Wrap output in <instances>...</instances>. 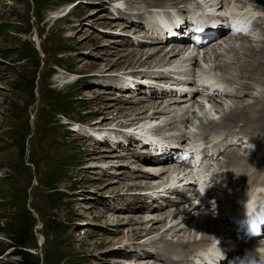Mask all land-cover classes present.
<instances>
[{
	"label": "rangeland",
	"instance_id": "1",
	"mask_svg": "<svg viewBox=\"0 0 264 264\" xmlns=\"http://www.w3.org/2000/svg\"><path fill=\"white\" fill-rule=\"evenodd\" d=\"M49 1L50 4H45L44 0H39V6H36L33 0H0V264H16L20 261L19 257L13 256L15 250L5 234L7 225L18 217L32 225L31 241L36 248L30 250V264H173L171 261L166 262L169 254L160 253L162 246L182 253L183 261L179 264H184L187 257L193 260L194 254H203L207 248L218 246V241L212 246L210 243L203 246L198 241L205 230L213 236L212 239L227 230L225 223L217 218L221 211L229 210V207L217 204L220 192L213 194L216 198L210 197L213 200L205 195L201 197L210 206L200 209L187 225L183 223L175 230L169 229L180 217L170 223L169 220L168 223L149 222L151 219L145 218L147 215H153L152 219L159 220L162 215L158 214H164V210L184 204L175 203L174 199L180 200L183 197L189 201L185 208L190 205L193 207L196 202L195 188L193 185L186 186V191L181 194L167 191L169 195L162 194L163 199H159L154 205L153 201L159 194L140 187L139 183L144 180L141 177L149 172H144L147 169L145 165L136 164L132 155V152L139 155L142 153L147 158H150V153L151 156L156 155L150 147L155 140L162 142L165 151H168L166 143L174 144L175 150L191 149L197 154L199 170L206 171L207 177H211L212 173L213 176L218 175L217 181L208 185H216L223 196H230L232 208L236 205L240 207L249 199H256L260 189L264 190L261 184H248L244 186L243 196L236 195L237 182L230 174L240 162H229L223 150L228 145L220 146L227 132L237 134V137L244 140L241 139L236 144L235 138L229 148L236 149L243 161L254 163L258 157H264V131L257 142L251 141L250 136L244 135L238 126L233 131L220 129L211 135L202 133L201 122L207 115L198 120L195 116L198 108L194 102L202 103L207 111L211 110L213 102L221 104L223 111H228L236 105L235 99L215 97V100L207 101L201 94L195 93L194 83L183 87L188 92L175 84L179 76H184V80L187 78L186 74H180L181 71L188 73L189 80H192L193 76L200 77L202 71L207 72L208 68L214 70V61L207 62L215 59L213 52L210 53V58L203 59L202 56L195 61V65L198 64L200 68L193 63L186 64L188 69H173L169 78L162 79L160 73H164L165 69L160 65L138 68V65L132 67L125 64L127 53L152 46L166 47L160 44L158 29L151 23H158V16L161 14L168 21L166 15L169 11L179 16L185 15L188 10L182 8H192L195 0H179L177 4L181 2V10L168 4L147 7L140 4V1L134 3L133 0ZM242 2L241 0V6L244 5ZM252 4L262 7L261 3L247 0L246 9L251 10ZM126 11L128 14L132 13L131 16L142 14L141 20L128 19L142 22L143 27L140 28L143 30L135 31L138 24L128 23L129 20L124 16ZM253 15L256 17L258 13ZM125 25L128 27L124 28ZM260 32L257 29V34H253L254 39L246 44L249 48L254 47L256 53L261 47L257 43L262 37ZM236 43L240 45L243 42ZM223 49L215 51L223 54ZM209 50L211 48L203 52ZM186 56H182L180 62ZM24 57L26 59H21ZM228 57L230 60L226 57L218 59L221 60L219 63L228 62L232 66L235 59H244V56L233 60L232 56ZM57 58L62 60L64 68L53 67ZM219 72L215 71L217 75ZM251 84L255 87V91H249L253 97L264 92L263 86L253 81ZM189 87H194L195 90L190 92ZM162 88L170 95L155 97L156 90L159 92ZM192 94H195L192 100L183 99ZM60 97L70 103V111L64 117H53L61 106L58 102ZM172 99L182 103L179 110L174 109L178 111L179 118L172 125H167V122L173 117V113L153 118L150 111L138 119L136 116L123 118L121 115L122 112H127L123 109L126 107L138 108L154 100L165 102ZM246 99L252 102L251 99ZM130 137L140 138L141 142H145L144 147L148 146V150L141 152L140 144L128 149L132 144ZM216 144H219L220 152L223 153L219 154L221 157L217 156L213 160L204 158L202 148L211 149ZM147 152L148 155L145 154ZM161 155L164 156L165 152H160L156 157ZM58 162L68 165L59 174L56 184L57 189L65 195L61 201L51 197L46 187ZM171 164L170 162L164 170H173L176 164ZM184 164L177 166H181L183 170L186 168ZM259 173L262 179L264 170ZM177 174L166 173L162 180L171 178L169 183L178 182L180 180ZM149 176L153 175L149 173ZM168 201L171 203L164 207ZM197 201L200 200L197 198ZM149 206H157L160 210L150 209ZM199 213L203 217L200 215L199 218ZM114 220H118L117 228ZM53 223L60 228L58 234L53 232ZM152 225L159 229L152 236L133 237L128 232ZM181 228L184 230L179 231ZM159 235H164V239L156 240L146 250H141L140 246L149 238H158ZM219 237L222 238L223 235ZM193 238L196 241L192 242ZM178 241L183 242L184 247L178 248ZM187 241L190 242L189 245H193L188 250L184 249ZM250 247L247 248V255L250 252L253 257L256 253ZM208 252L209 249L206 253ZM228 253H232L235 259L226 264H234L245 257L242 255L246 251L233 247ZM261 255L262 259L256 262L243 258V264H264V251H261Z\"/></svg>",
	"mask_w": 264,
	"mask_h": 264
},
{
	"label": "bare ground",
	"instance_id": "2",
	"mask_svg": "<svg viewBox=\"0 0 264 264\" xmlns=\"http://www.w3.org/2000/svg\"><path fill=\"white\" fill-rule=\"evenodd\" d=\"M135 1H137V2L140 1V4H143L144 6H147V7L151 6V5H158L159 6V4H162V5L168 4V5H171L172 8L179 9V5H181V2H180V4L179 3L177 4V2L179 0H133L134 3H135ZM230 1H231V3L229 4ZM230 1H228V0H218V1L195 0L194 6L192 8L184 5L185 8H182V10H184V9L188 10L185 15L182 14L181 16H179V15L174 14L173 12L169 11V13L166 15L168 21L164 20L161 17V16H163L162 14L159 16L157 15L158 17H160V18H158L159 19L158 23L156 22L157 25L154 22L151 24L154 25L158 29L157 33L159 35L158 36L159 40L161 41L160 44L166 45V47H162V48L157 47L156 48V47L152 46V47L145 48V49L144 48L139 49L136 52L133 51V53H129V54L127 53L125 56V58H126L125 64L128 66H132V67H134L135 65H138L137 66L138 68H145V67L149 68L153 64H155V66L160 65L161 68L165 69L164 73H160L161 74L160 78L162 79V77H168L169 78V73L173 69H178V68L188 69L189 67H186V64L191 65V63H193L194 66L199 67L198 64L195 65V61H197L202 56H203L202 57L203 59L210 58V56H209L210 53L211 54L214 53L213 58H215V59H213L212 61L210 59H209V61H207V60L206 61L207 62H213L214 61L213 68L215 71L216 70L220 71L219 75H220V73H221V75L220 76L218 75V77H211L212 74L210 73V69L208 68L207 72L204 73L202 76H200V78L202 77L204 80H207L208 79L207 78L208 72H209V74H210L209 78L211 80L213 79L212 82L217 83L214 87L218 88L219 86L223 85L225 88H228L227 90H225V94L224 93H220V94L224 96V99L225 98L226 99H235L234 103L236 105H234V107L232 105L233 108H229L228 111H223L221 108V104L216 105L215 102L212 101L214 103L212 105L213 107L212 108L210 107L211 110L207 111V107L203 106L202 103H197L195 101L194 102L196 104L195 106L198 108V112H195L196 118H198V120H199L202 117H204L205 115H207L205 117L206 119H204V121L201 122V131L204 134L207 133V135H211V134L217 132V130L219 131L220 129H223L226 131H233L232 129L235 128L236 126H238L244 135L250 136L251 141L257 142L258 139L261 138L260 135L264 131V118H263V116H264V92L261 91L262 93H259V95L257 94L253 97V95L251 93H249V91H251V90L255 91V87L253 86V84H251L252 81L259 84L260 86L264 87V76H263L264 75V4H262V7L259 5L252 4L254 9H257L258 11L260 10V13H258V15L255 17L253 15L254 9L248 10L245 7V3L247 2V0H246V2H244L245 0H242L243 1L242 3L244 4L243 6H241L242 4L240 5L241 0H230ZM250 1L253 2V0H250ZM248 5L249 4L247 3V7H248ZM223 8H226V12L224 14L222 13L223 10H220ZM175 9H173V10H175ZM179 10H181V9H179ZM129 11H131V10H129ZM218 11H220V12H218ZM179 13H181V12H179ZM131 14H128L127 11L124 13V16L127 18V21L129 20L128 23L133 24V25L136 23V26L138 24V26L136 27L137 30L135 29V31L143 30V29H141L143 27L142 26L143 24H141L142 22H137V21L131 20L132 18L141 20L142 14L139 13V14H135L134 16H131ZM228 14L230 15V18L235 22L236 21L237 22L238 21H249V19H250V20L254 21L255 24L258 25L255 27L254 32L256 33L257 29H260L261 32L259 33V35L262 37L259 38V40L257 41L258 45L261 46L257 53L253 50L254 47L250 46L252 48L251 49L248 47L249 45H246L247 42H250L251 39H254L253 37H249V39H245V38L241 39L240 37H236V38L230 37L228 35L229 32H227V31L224 33H221L223 31V29L228 30V25L225 23V20L223 18H221V16H226ZM171 15L173 16V20L170 17ZM128 18H131V19H128ZM207 20H210L213 23H214V21L217 22V25L214 28V29H217L215 34H219V33L224 34V35L220 34L218 37H217V35L212 36L213 38H210V40H209L210 42L206 41L205 39L202 40L205 44L203 50H205V49L207 50V48H211V50H209V52L208 51L202 52V55L197 58V56H195V55L192 57V56H190L189 53H185V51L188 50V48H184V46L178 47V46H174V44H173L170 48V44H171L169 41L170 39L167 37L176 36L177 38H174L173 40H177L178 38L186 37V35L183 34L184 29H186V32H190V31L194 32V30H190V29H188V27L189 26L197 27V24L204 22V21H207ZM164 21L166 22L165 24H164ZM226 22H227V20H226ZM260 23H262L263 26H259ZM126 27H128V26L125 25L124 28H126ZM255 33H253V34H255ZM261 33H262V35H261ZM134 34L137 35L136 33H134ZM224 38H225V41H224ZM238 41H239V43H242V42L243 43L239 45L236 43ZM137 43H139V45L141 44L140 42H137ZM182 45H185V43H183ZM158 46H160V45H158ZM202 47H203V44H202ZM221 48L222 49L225 48L222 50L224 53L223 54L222 53L219 54V52L216 53L215 50L216 49L218 50ZM183 53L189 54V55L184 57L185 60L180 62L181 61L180 58H182ZM228 56L233 57V58L231 57L232 58L231 60L235 59L236 57L239 58L241 56H244V59H243V61H241L239 59L238 60L235 59L234 61H236V62L235 63L232 62L234 64L232 66L230 64H228V62H225L223 64L219 63V61H221V60H218V59H220V58L224 59L225 57L229 59ZM259 57H261V58L263 57V59L261 60ZM241 59H242V57H241ZM206 61H204V62H206ZM171 65H174V66H171ZM243 70H245L246 72ZM187 71L190 72L189 70H187ZM231 71L233 72V74ZM183 73L187 75L186 80H183V81L179 80V82H183V83L176 82L175 83L176 86L182 87V85H184V84H189L190 80L188 77V73L181 71L180 74H183ZM179 77L182 79V77H184V76H179ZM214 78H216V79H214ZM249 81H251V82H249ZM193 83L195 84V82H193ZM193 83H192V85H193ZM205 86H206L205 84L202 85V87H205ZM153 88H157V87H153ZM192 89L195 90L194 87ZM190 92H192V91H190ZM156 93H161V94H156ZM156 93H155V97H157V96L159 97L160 95L165 96L167 94L170 95L165 88L159 92H158V90H156ZM195 93H199V92H195ZM150 94H151V91H150L149 95ZM194 95L195 94L191 95L192 98L185 96L183 99L190 101L193 99ZM215 96H217V95H215ZM210 97H211L210 100H215L214 97H212V95ZM246 98L251 99L252 102L250 103L249 101H247ZM174 99L169 100V101H165V102H157L156 100H154L152 102H149L147 105H143L142 107H138V108H130V107L127 108L126 107L123 109L124 110L126 109L127 112H122L121 115L123 118H127L128 116H136L138 119L140 116H142L143 114L146 115V112L148 113L150 111H151L150 116L153 118L158 117V116H162L163 114L173 113L174 114L173 117L169 120V122H167V125H172V124L176 123L178 121L176 119L179 118L178 111L174 110V109L178 108V110H179L181 107V104H182L178 100H174ZM159 104H161V105L164 104V105L161 106ZM214 109H216V110H214ZM217 114H220V115L217 116ZM214 118H216V119H214ZM230 133H231V138L228 137V139H230V141H229V144L227 146V149H226V147H224L223 150H225L226 153L224 152L225 153L224 156L228 157L229 162L230 161L233 163L240 162L237 166V169L230 174V176L233 177L234 180L237 182L236 188H235L237 191L235 193H236V195H238L240 197V196H243L242 193L244 192V186L245 185H248V184L251 185V184L257 183V184H261L264 186V177H262V179H260L261 176H259V174H260L259 171L264 170V157H262V156L258 157L254 163H249V162L243 161L242 157L239 156L238 151L236 149H232L229 147L232 146V144H230V142L235 141V138H237L236 144L239 143L241 141V139L244 140V138H241V137L239 138V137H237V134H234L232 132H227L225 135H230ZM98 137H100V136H98ZM130 138H131L132 144L130 143L131 145L128 146V149H130V148L132 149V147L135 148L138 146V144H140L141 152L144 153L148 150V146L144 147L145 142L144 141L141 142L140 138H138V139L136 138L137 140L132 138V137H130ZM262 138H264V136H262ZM178 139H180V138H178ZM145 141H148V140H145ZM148 143H151V142H148ZM161 143H162L161 141L155 140V142H152L150 144V147H152V150H153L152 152H154V153H158V152L160 153L161 152L163 154V151H164L165 152L164 156L163 155H161L160 157L151 156L152 153H150V158H151L150 159V158L145 157L142 153H141V155H139L138 153L132 152V155H134L136 164L137 163L144 164L145 165L144 167L147 169H144L143 171L144 172L147 171L153 175V176H149V173L145 174L144 176L141 177L144 180H142V182H140L139 184H140V187L147 188V189H150V190L155 191V192L157 191V194H159V195L157 196L158 198H156L153 201L154 205L158 201H160L159 199H163L162 194L167 196V195H169V193H168L169 191L172 193L173 192L177 193L179 191V189H177V186H175L172 191L169 189L168 190L164 189V185L169 183L168 180H170L171 178L169 177L170 179L162 180V176L165 175L166 173H171V175L174 173H179V170H181V166H177L178 164H176V167H174L173 170H172V168H168L170 166L167 167L168 169L164 170L166 168V166L170 164V162L174 161L172 155L174 154L173 149L175 150V145L171 144V143H166V145L164 144L165 146L168 147L167 148L168 151H165L166 148H163V144H161ZM236 144H234V145H236ZM220 146H219V144H216L214 146V148L208 149L209 151L205 150V151L201 152L203 154L202 156L204 158H206V157L214 158V156L211 155L212 153H214V154L216 153L218 156L219 154H221L220 149H219ZM175 151L177 152V157H178L179 153L177 150H175ZM145 154L148 155L149 153L147 152ZM219 156L221 157V155H219ZM146 164H148V165H146ZM251 166H252V168H251ZM183 170H181V171H183ZM200 172L201 171L198 170V173H200ZM204 172H206V171H204ZM204 172H201V173H204ZM199 175H201V174H199ZM145 176L148 178H146ZM155 177H158L159 179H155ZM213 178L214 179L218 178V175L213 176ZM213 178L211 177L208 181H211V180L213 182L217 181V179L214 180ZM186 179H188V178H185L184 182L189 184L190 183V182H188L189 180L185 181ZM218 182H220L219 179H218ZM178 183H179V181H178ZM205 185H206V183H204V186ZM186 186H190V185L183 186L181 193H183V190H186V188H185ZM160 189H161V191H160ZM261 190L262 189H260V193H258V194H257V192L255 193L258 195V197H255L256 199H253V200L249 199L247 202L240 205V207H239V205L238 206L236 205L235 208H232L230 205V202L232 201L231 197L225 196V195H224V197L227 198V200L222 201L221 205H224V207L225 206L229 207V210H226V212L230 211V213L236 215V217L244 215L246 211L251 210L252 208H255V205L264 204V192H263L264 190L263 191H261ZM257 191H258V189H257ZM217 192H220V190L216 187V185L214 188L211 185L210 186L206 185L204 187V194L206 197L210 198L213 196V194L215 195ZM172 193H171V195H172ZM194 197H195L196 202L193 203V207H191V205H190L189 207L185 208V206H187V204H189V201L187 199L186 200L183 199V197H182V199H180V200L174 199L173 201L175 203H184V204H182L178 207L168 208L164 211L162 210L164 212V214H158V215H162V219H159V220L152 219L153 215L148 216L147 214H146L147 216L146 217L144 216V217L150 218L151 220L149 222H152V223H155V222H167L168 223V220L170 223L173 220L175 221L176 218L180 217L179 219H177L178 221L175 223V225H173L169 228V229L175 230L176 228H178V226H180L183 223H185L186 225L189 224L191 222V220L195 217V214H197L200 209H202L206 206L207 207L210 206V205H208L209 202H207L206 199L197 201V198L200 197L198 192L195 193ZM214 197L215 196H213V198ZM188 199L190 200V198H188ZM210 199H212V198H210ZM212 200H209V201H212ZM171 202H172V200H171ZM171 202L168 201V203H165L164 207H167L166 205H169ZM216 202H218V201L216 200ZM220 202L221 201H219L217 204H220ZM149 207H150V209L155 208L156 211L160 210V209H158L157 206H154V207L149 206ZM161 207L163 208V206H161ZM200 215L201 214L199 213L198 214L199 218H200ZM222 216L224 217L225 221H227V220L229 221L232 219V217H230L226 214H223ZM140 217H142V216H140ZM201 217H203V216L201 215ZM197 220L199 221V219H197ZM201 220H202V218H201ZM114 221L116 222V223H114L115 228H117L116 224L118 223V220H114ZM158 230L155 226L152 225L148 228H142V229L138 228V229L131 230V231L128 230V232L133 237L134 236L138 237L141 235L152 236L153 234L157 233ZM183 230L184 229L181 228L179 231H183ZM233 231L234 230H228V231H225L223 234L222 233L217 234L218 235L217 238H219V239H217V238L212 239L213 236H210L208 231H206V230L203 231L202 236H201L200 240L198 241V242H201L203 244V246L207 243L208 244L210 243L209 245L212 246L213 244H217L218 242H221V240H222V243L221 244L219 243L218 246H214L212 249L207 248V250L209 249L208 253H206L207 250H205V252L203 254H201V253L199 255L194 254L193 260H191L192 258L189 259V257H187L188 259L186 258L184 264H215L216 261L219 262L218 264H222V263H220L221 262L220 260H222V261L224 260L226 263H229V261L233 260L234 257H233L232 253H228V252H230L233 249V247H237L236 243L238 242L235 239L236 237H235V234ZM222 235H223V237L220 238L219 236H222ZM164 237H165L164 235H159L158 238H155V237L149 238L144 245L140 246L141 250H146V248L149 247V245H152L154 241L163 240ZM192 240H193L192 242L196 241L194 238ZM227 240H228V242H227ZM260 241H261V239L258 241H254V240L250 241L247 244L246 243L241 244L244 247L243 249L246 251V254L245 255L243 254L242 257L245 256L243 258L250 260V262L252 260L254 262L260 261L262 259L261 251H264V241H261V242ZM177 243H178V248L180 246L184 247L183 242L178 241ZM185 243L187 244V246H185V248H184L186 250H188L187 248H190V246H193L192 244L189 245L190 242H188V241ZM201 243H200V245H202ZM228 245H232V247H230L232 249H230L228 247ZM203 246H201V248ZM250 246H252V247H250ZM207 247H209V246L207 245ZM249 247L251 248V251L253 250V252L256 253L255 256L253 255V257H252V255L249 254L250 253L249 251H248L249 253L247 255V248H249ZM161 248H162V250H160L161 254H164V255L169 254V256L166 257L167 258L166 262L171 261L173 264H179V262L183 261L182 260L183 254L180 252H177V250L171 251L168 248V246H162ZM222 251H224L223 254H221ZM251 257L253 259H251ZM158 258H160V256H158ZM243 258H242V260L239 259L234 264H240V263L243 264L245 262V260ZM259 264H261V263H259Z\"/></svg>",
	"mask_w": 264,
	"mask_h": 264
},
{
	"label": "trees",
	"instance_id": "3",
	"mask_svg": "<svg viewBox=\"0 0 264 264\" xmlns=\"http://www.w3.org/2000/svg\"><path fill=\"white\" fill-rule=\"evenodd\" d=\"M34 4L36 6H39V0H33ZM45 4H50L51 2L49 0H44ZM63 1V0H62ZM65 1H72V0H65ZM6 30V29H5ZM21 59H26L21 58ZM54 68H64V65L62 64V60L60 58H57L53 62ZM55 72V71H54ZM57 100V99H55ZM58 102L61 103L60 108L58 107L55 111L53 117H64L65 114L69 113L70 111V103L67 102V100L64 97H60L58 99ZM68 167L67 163L58 162L56 163V169L51 174V179L46 183L47 189L50 191L48 194H50L51 197L57 198L59 201L63 200V197L65 196L64 193L60 192L56 184L58 183V177L61 172H63ZM31 226L29 225L26 220H23L21 218H16L14 222L7 225V228L5 230L6 236L9 238L11 242L12 248L15 250L13 256L19 257L20 261L16 264H30V260L32 258V254L30 253V250L35 247V244L31 241ZM53 232L55 234H58V230L60 229L57 224L53 223Z\"/></svg>",
	"mask_w": 264,
	"mask_h": 264
},
{
	"label": "water",
	"instance_id": "4",
	"mask_svg": "<svg viewBox=\"0 0 264 264\" xmlns=\"http://www.w3.org/2000/svg\"><path fill=\"white\" fill-rule=\"evenodd\" d=\"M256 2L264 4V0H256Z\"/></svg>",
	"mask_w": 264,
	"mask_h": 264
}]
</instances>
